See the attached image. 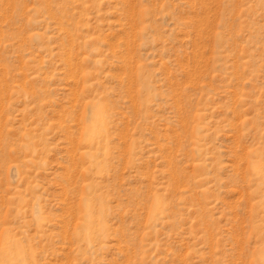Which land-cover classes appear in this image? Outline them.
Listing matches in <instances>:
<instances>
[{
    "label": "rangeland",
    "instance_id": "obj_1",
    "mask_svg": "<svg viewBox=\"0 0 264 264\" xmlns=\"http://www.w3.org/2000/svg\"><path fill=\"white\" fill-rule=\"evenodd\" d=\"M0 264H264V0H0Z\"/></svg>",
    "mask_w": 264,
    "mask_h": 264
}]
</instances>
